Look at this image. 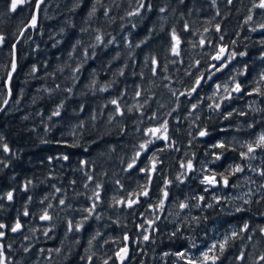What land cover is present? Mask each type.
I'll return each mask as SVG.
<instances>
[{
	"label": "trees",
	"instance_id": "trees-1",
	"mask_svg": "<svg viewBox=\"0 0 264 264\" xmlns=\"http://www.w3.org/2000/svg\"><path fill=\"white\" fill-rule=\"evenodd\" d=\"M260 2L18 0L13 11V0H0V264H119L126 236L125 264H187L178 253L200 258L233 231L239 235L223 253H211L216 264H264V159L241 156L264 132V95L254 91H264ZM141 3L149 7L129 15ZM224 46L235 58L210 72ZM233 78L242 92L210 109L227 95L222 88L210 99L215 85L231 90ZM165 121L169 140H156L128 169L139 145L153 139L146 130ZM202 129L209 135L200 137ZM221 141L226 149L212 147ZM153 154L160 163L148 181L139 169ZM190 160L188 172L181 165ZM237 165L244 170L234 172ZM212 172L227 176L228 186L206 190L201 181ZM146 182L148 197L132 208L116 203ZM45 212L51 220L40 219Z\"/></svg>",
	"mask_w": 264,
	"mask_h": 264
},
{
	"label": "snow or ice",
	"instance_id": "snow-or-ice-1",
	"mask_svg": "<svg viewBox=\"0 0 264 264\" xmlns=\"http://www.w3.org/2000/svg\"><path fill=\"white\" fill-rule=\"evenodd\" d=\"M17 2L18 0H13V3H12V6H11V10H15L16 7H17ZM213 3H215V0H213ZM149 6L145 5L144 3H141L139 5V8L137 9L136 12H131L129 13V15H138L139 14V10L141 8H147ZM257 7L261 8V9H264V0H261L260 4L257 5ZM93 11H95V9H93ZM161 11H163V9H161ZM249 19H251V17H249ZM36 26V20L35 18H33V27ZM262 28H264V25H261ZM172 41L174 42L172 47H171V51L174 55L176 56H179L180 55V44H181V39L180 37L176 34L175 31L172 32ZM97 41L100 42L101 41V37L100 36H97ZM4 41V37L3 36H0V43H3ZM201 43H204L203 41H201ZM225 52H226V49L221 47L219 49V51L217 52L216 56L213 57V59L217 60V61H221L223 62V60L225 59ZM235 53H233L231 56L227 57V59H233L235 58ZM240 55H245V53H240ZM155 63V61H153ZM213 67L215 68V65H213ZM16 69V65L13 64L12 66V70L15 71ZM33 72L36 71L35 67H33ZM216 71H220L219 68H216ZM214 75V73H213ZM212 77L211 76H208L207 79H211ZM205 80V76L202 74L198 79H196L194 81V86L191 87L189 90H188V95H192L193 93H195L197 91V89L201 86L202 82ZM261 80L264 81V75L261 76ZM232 83H234V88H232L231 90L229 89L228 85L225 84V85H221V84H216L215 85V89H214V94H213V97H210V99H213L215 97H218L220 95V91L221 89L223 88V91L225 93H227V95H224L223 97L220 98V102H217L215 104H210L208 107L210 109H212L213 111H218L221 109L222 107V104L228 100H230L232 98V93L235 92V93H240L242 92V85L238 82H235V78H233V81ZM70 91V90H69ZM254 91L256 93H259L261 95H264V91H262L259 87L255 88ZM137 95H139V93H137ZM180 95H184V93H180ZM112 104L114 105H118V102L116 100H112L111 101ZM193 108H196L197 105L193 104L192 105ZM232 112H228L227 115L224 116V119H228L230 116H232ZM54 116H59L60 115V112L59 110L55 111L53 113ZM51 118V117H50ZM147 133L153 137V139H149L147 140L145 143L139 145V149L140 151L137 152L135 154V156L132 158V162L128 164V169H132L136 162H137V159L139 158V156L141 155L142 152H146L148 149H149V145L151 144H154L156 140H164V141H167L169 140V136H168V122L165 121L163 124L160 125L159 128H149L146 130ZM209 135V132L207 131V129H202V130H199V136L200 137H205V136H208ZM173 145H169V147H172ZM213 148H219V149H226V145L224 144V142H218L214 145H212ZM257 148H260V149H264V133H262L256 143H255V148L252 146V145H247V152H242L241 153V156H248L249 154L251 153H254L255 150ZM4 150L5 151H8V147L7 145H4ZM164 149H161L160 151H163ZM64 159H67L68 157H63ZM221 157L220 156H217L216 159L219 160ZM160 162L158 161L157 157L155 154H153V156L149 159V165L147 167H144V168H140L139 171L140 172H143L146 174L147 178H148V181H150L151 179V176L153 174H155L158 170V164ZM183 168H185L186 171L190 172L193 170V163L192 161H188L187 164H183L181 165ZM244 169L242 167H240L239 165H237L235 168H234V172H242ZM183 175V173H182ZM261 176H264V171H261L260 173ZM219 177L220 179H217V173L215 172H212L211 175H205L203 180L201 181L202 184H205V185H209V186H214V185H218L220 183H222L224 186H228L229 184V180H228V177L225 176L223 173H220L219 174ZM177 180H180V177H177ZM167 184H170L172 183L171 180L167 181L166 182ZM99 187V186H98ZM147 187H148V182H146V184L144 186H142L141 190L139 192H134L132 194V197L134 198H129L127 200H118L116 201V203L118 204H121V205H125L129 208H132L134 205H136L138 203V198L143 196V197H148L149 196V192L147 191ZM57 191H59V189H57ZM169 196V193L168 191L165 189L163 191V197L164 199H161L159 202H158V207L163 210V206H164V202L165 200L168 198ZM95 198L96 200H99L100 199V193L99 192H96L95 193ZM7 199L8 200H12L13 199V193L12 192H8L7 193ZM197 201H202L204 200V197L203 196H199V197H196ZM60 204H63L64 201L61 200L59 201ZM199 203H197L195 205V207H199ZM51 207V205L49 206ZM96 205L95 203H93L92 207L89 208V209H85V211L87 212H92L94 209H95ZM180 208H187L189 207V205L187 203H181L179 205ZM208 207H212V205H208ZM237 211H241V209H237ZM24 215H28L27 212L24 213ZM41 220H51L52 217L49 216L47 214V212H45L41 217H40ZM87 219V217L85 218ZM154 221H151L149 220L148 221V224L151 225L153 224ZM6 227L5 225H0V228H4ZM82 227V224H78L76 226L77 230H79V228ZM143 227V225L141 226ZM248 225L245 224L244 225V229H247ZM21 228V224L19 222L16 223V225L14 227L11 228V231L12 232H17L19 229ZM69 228L71 229V225H69ZM264 230V229H262ZM4 233L3 232H0V236H3ZM239 233H237L236 231H233L231 236H225L224 240L222 242H219L218 244L217 243H214L212 244L207 251L205 252H202L201 253V257L200 258H192V257H189L188 258V261H187V264H216V261L219 260V256L217 255H214V254H211L214 252L215 249H217V247H219V250L221 252V254L223 253L224 249H225V246L228 244L229 240H231L232 238L238 236ZM144 240H148L149 239V236L148 235H144ZM125 239H128L127 237H125ZM192 247H196L195 244L192 245ZM128 255V249L127 248H124L122 249L120 252H117L116 253V256L119 258L121 264H124V260H125V257ZM178 255L183 259L186 255L185 252H181V253H178ZM240 259L243 258V256L241 255V257H239ZM261 259H264V257H261ZM3 260V253L0 252V262H2ZM105 264H107V261H105Z\"/></svg>",
	"mask_w": 264,
	"mask_h": 264
},
{
	"label": "water",
	"instance_id": "water-1",
	"mask_svg": "<svg viewBox=\"0 0 264 264\" xmlns=\"http://www.w3.org/2000/svg\"><path fill=\"white\" fill-rule=\"evenodd\" d=\"M36 22H37V16H36ZM223 48H225L226 49V52H225V59L223 60V62H221V61H217V60H215V59H213V57H215L216 56V54L212 57V59H211V62H212V65H211V67H210V69H209V71L210 72H214L215 70H216V68L218 67V66H221L224 62H225V60L227 59V56H228V54H229V47L228 46H224ZM220 49V48H219ZM213 65H215V68L213 67ZM209 186V185H208ZM219 186V184L218 185H214V186H211V187H213V188H217ZM43 221H45V220H43ZM21 229V228H20ZM20 229L18 230V231H20ZM17 231V232H18ZM15 233V232H14ZM128 239H125V246L123 247V249L124 248H127L128 249V255L125 257V260H124V264L129 260V256H130V248H129V242H130V239H129V237L128 236H126ZM119 264H121V262H120V260H119Z\"/></svg>",
	"mask_w": 264,
	"mask_h": 264
},
{
	"label": "rangeland",
	"instance_id": "rangeland-1",
	"mask_svg": "<svg viewBox=\"0 0 264 264\" xmlns=\"http://www.w3.org/2000/svg\"><path fill=\"white\" fill-rule=\"evenodd\" d=\"M229 60V59H228ZM231 60V59H230ZM262 133H264V132H262ZM261 133V134H262ZM260 134V135H261ZM259 135V136H260ZM258 139V138H257ZM257 141V140H256ZM254 148H255V146H253ZM247 158L248 159H251V160H256V162H259V161H262L263 159H264V149H260V148H257L256 150H255V152L254 153H251V154H249L248 156H247ZM206 186V190H209L210 188H211V186H208V185H205ZM220 193V192H219ZM219 193H218V195H219ZM214 196H215V194H214ZM216 197V196H215ZM205 251H207L208 250V248H205L204 249ZM194 256V257H193ZM198 255L196 254V255H193V253H189V255H188V257H185V258H183V260H186V262L188 261V258L189 257H192V258H198L197 257Z\"/></svg>",
	"mask_w": 264,
	"mask_h": 264
},
{
	"label": "flooded vegetation",
	"instance_id": "flooded-vegetation-1",
	"mask_svg": "<svg viewBox=\"0 0 264 264\" xmlns=\"http://www.w3.org/2000/svg\"><path fill=\"white\" fill-rule=\"evenodd\" d=\"M219 51V50H218ZM217 51V52H218ZM217 54V53H216ZM229 56H231V51H230V48H229V54H228V56L227 57H229ZM231 61H232V59L231 60H228V59H226L225 60V62L221 65V66H218L217 68H223V67H226L229 63H231Z\"/></svg>",
	"mask_w": 264,
	"mask_h": 264
},
{
	"label": "clouds",
	"instance_id": "clouds-1",
	"mask_svg": "<svg viewBox=\"0 0 264 264\" xmlns=\"http://www.w3.org/2000/svg\"><path fill=\"white\" fill-rule=\"evenodd\" d=\"M93 9H95V8H93ZM95 11H96V9H95ZM95 11L92 10L93 13H95ZM90 15H91V14H90ZM106 15H107V14H106ZM61 31H63V29H61Z\"/></svg>",
	"mask_w": 264,
	"mask_h": 264
}]
</instances>
